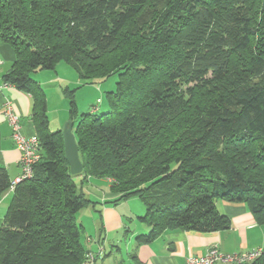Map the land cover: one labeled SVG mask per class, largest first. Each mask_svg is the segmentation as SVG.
Masks as SVG:
<instances>
[{
  "label": "trees",
  "instance_id": "trees-1",
  "mask_svg": "<svg viewBox=\"0 0 264 264\" xmlns=\"http://www.w3.org/2000/svg\"><path fill=\"white\" fill-rule=\"evenodd\" d=\"M0 37L14 52L3 79L31 94L41 151L12 190L0 264H81L88 253L76 214L93 202L31 76L57 63L84 82L117 75L105 112L71 117L77 175L111 178L114 202L143 201L138 218L151 230L138 241L165 229H228L218 199L244 202L264 223V0H0ZM62 91L76 111L73 91ZM203 95L198 118L173 140V118ZM160 129L164 151L156 142L143 155ZM10 181L0 167V197ZM240 264H264V246Z\"/></svg>",
  "mask_w": 264,
  "mask_h": 264
},
{
  "label": "crops",
  "instance_id": "crops-1",
  "mask_svg": "<svg viewBox=\"0 0 264 264\" xmlns=\"http://www.w3.org/2000/svg\"><path fill=\"white\" fill-rule=\"evenodd\" d=\"M13 59L12 47L0 37V167L5 169L11 181L21 172L20 151L11 138V128L3 114L5 99L10 101L12 111L19 116L22 133H36L31 94L11 84L4 85L3 77L10 70ZM50 73V70L43 69L31 74L45 92L50 90L55 79ZM46 102L49 105L48 99ZM74 181L79 185L82 182L81 190L93 202L76 214V222L81 226V243L93 255L91 264H184L188 256L202 254L214 246L225 253L264 246V223L256 220L244 202L224 199L216 200L215 207L229 218L228 229L208 232L165 229L149 241H138V235L151 230L148 223L138 218L145 212V204L139 197L114 202L117 194L110 190L108 177L75 175ZM12 193L8 188L0 197V227Z\"/></svg>",
  "mask_w": 264,
  "mask_h": 264
},
{
  "label": "rangeland",
  "instance_id": "rangeland-1",
  "mask_svg": "<svg viewBox=\"0 0 264 264\" xmlns=\"http://www.w3.org/2000/svg\"><path fill=\"white\" fill-rule=\"evenodd\" d=\"M48 70H50V72L54 75L55 79L58 78L57 80L54 79L50 90H47L46 92L44 90L45 97L49 100V105L47 103L46 114L48 117V128L50 131H56L57 128L60 127L62 129L66 121L71 120V117H73V119H76L81 113L91 112V114L99 115L108 109L106 93L115 89L117 81L116 74H111L106 78L84 82L83 80L79 79V77L71 67L63 63H57L55 69ZM62 80L65 81H63L62 83ZM181 84H183V88L187 85H191V83H188L186 81L182 82ZM65 87L73 91L72 99L75 104V106L74 104L73 106L76 107V111L74 112L71 111L69 97L65 96L62 91V89ZM207 98V95H203L202 99L197 102L198 104L195 102L196 104H193V107L191 106L189 110L173 118L174 120H172L170 124L174 130L172 136L173 140L174 138L179 137L181 135V132L198 118V105L201 106L204 100H206ZM161 131L162 129L159 130V134H157L158 138L156 137L154 139L152 145L148 146L143 151V155L151 157L150 154H153V151L155 150L154 148L158 147L156 142H159L160 150L164 151L163 147L161 146ZM162 154L163 152H161L160 157L163 156ZM156 167L157 165H155V168ZM109 179L112 180L111 178Z\"/></svg>",
  "mask_w": 264,
  "mask_h": 264
},
{
  "label": "built area",
  "instance_id": "built-area-1",
  "mask_svg": "<svg viewBox=\"0 0 264 264\" xmlns=\"http://www.w3.org/2000/svg\"><path fill=\"white\" fill-rule=\"evenodd\" d=\"M8 85V83H4ZM3 114L11 128V138L20 151L19 166L21 168L20 174L10 181L9 189L13 190L15 185L31 177L34 165L41 157L40 143L36 134L24 135L21 131V123L19 116L11 109V103L5 99L3 103ZM262 247L252 249L245 252L225 253L219 251L215 246L208 248L204 253L198 255L188 256L184 264H240L249 262L261 255ZM93 255L89 252L86 254V259L83 264H91Z\"/></svg>",
  "mask_w": 264,
  "mask_h": 264
},
{
  "label": "water",
  "instance_id": "water-1",
  "mask_svg": "<svg viewBox=\"0 0 264 264\" xmlns=\"http://www.w3.org/2000/svg\"><path fill=\"white\" fill-rule=\"evenodd\" d=\"M64 157L69 165V172L77 175L82 171V164L79 158L77 143L72 131V121L65 122L61 129Z\"/></svg>",
  "mask_w": 264,
  "mask_h": 264
}]
</instances>
